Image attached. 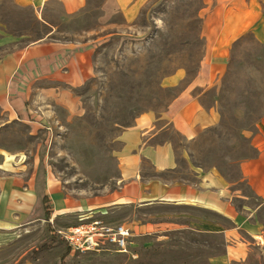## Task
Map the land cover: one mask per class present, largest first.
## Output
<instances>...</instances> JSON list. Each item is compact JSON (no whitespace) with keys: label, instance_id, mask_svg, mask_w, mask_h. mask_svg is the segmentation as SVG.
I'll return each mask as SVG.
<instances>
[{"label":"rangeland","instance_id":"1","mask_svg":"<svg viewBox=\"0 0 264 264\" xmlns=\"http://www.w3.org/2000/svg\"><path fill=\"white\" fill-rule=\"evenodd\" d=\"M104 1L88 0L80 12L68 15L56 1L34 7L29 0H0V57L42 39L94 49V75L71 90L69 102L33 100L39 130L12 124L0 136V147L22 151L30 169L35 165L38 186V200L27 220L11 225L0 221V264H59L69 247L53 232L86 217L126 224L131 245L127 253L112 247L72 252L65 264H211L224 241L202 232L198 220H221L197 208L131 204L56 215L53 224L44 218L41 199L48 177L58 180L59 198L79 205L117 188L120 135L144 115L162 118L156 130L164 129L155 141L174 147L178 171L165 177L185 179L192 169L215 170L248 199L246 204L259 205L241 181L239 165L254 155L250 141L264 116V30H244L223 58L208 62L212 80L193 93L216 119L188 142L162 115L207 64L203 24L215 0H144L132 24L121 14L103 19ZM143 169L148 177L155 174L148 164ZM52 236L59 240L39 250Z\"/></svg>","mask_w":264,"mask_h":264},{"label":"crops","instance_id":"2","mask_svg":"<svg viewBox=\"0 0 264 264\" xmlns=\"http://www.w3.org/2000/svg\"><path fill=\"white\" fill-rule=\"evenodd\" d=\"M52 1L59 2L68 15L80 12L88 2L29 0V3L35 7ZM143 1L105 0L102 18L121 14L126 23L132 24ZM207 11L203 24L207 64L201 65L188 87L162 115L166 124L188 142L215 123L214 113L207 111L193 93L212 80L208 62L223 58L231 41L244 30H264V0H215ZM93 53V45L42 39L0 57V136L12 124L39 130L40 115L33 100L42 97L58 105H62V100L69 102L71 90L83 86L94 75ZM155 119L151 115L140 116L132 127L122 131L117 188L108 194L79 205L77 201L59 198L58 180L48 177L43 197L55 203L49 220L74 211L131 204L197 208L225 223L198 220L202 232L219 235L224 241L222 252L211 259V264H264V116L250 141L254 155L239 165L241 181L259 201L255 208L246 204L248 199L215 170L192 169L190 178L185 179L165 177L177 173L178 163L172 143L155 141L164 129L156 130V122L162 118ZM22 154L20 150L12 152L0 147V221L7 225L27 220L38 200L36 167L30 169ZM144 164L155 174L146 176Z\"/></svg>","mask_w":264,"mask_h":264},{"label":"built area","instance_id":"3","mask_svg":"<svg viewBox=\"0 0 264 264\" xmlns=\"http://www.w3.org/2000/svg\"><path fill=\"white\" fill-rule=\"evenodd\" d=\"M49 223L53 224V219ZM53 234L77 254L101 251L106 249L104 247L127 253L132 238L131 229L126 224L114 226L101 219L89 221L88 217L75 225L59 228Z\"/></svg>","mask_w":264,"mask_h":264},{"label":"trees","instance_id":"4","mask_svg":"<svg viewBox=\"0 0 264 264\" xmlns=\"http://www.w3.org/2000/svg\"><path fill=\"white\" fill-rule=\"evenodd\" d=\"M42 204H43V206H45V207H43V208H44V218L46 219L47 223L49 224V219H50V217H51V210H50V207H49V198H48L47 196H44V197L42 198ZM49 227H50V226H49ZM57 239H58L57 237L52 236V237L50 238V242H49L48 244H44V245H42V247L39 248V250L47 249L46 247H50L52 244L56 243V242L59 240V239H58V240H57ZM71 253H72L71 250L68 248V249L66 250V252L63 253V254L60 256L59 264H65L67 257H68Z\"/></svg>","mask_w":264,"mask_h":264}]
</instances>
